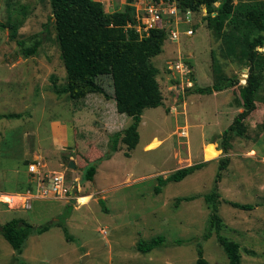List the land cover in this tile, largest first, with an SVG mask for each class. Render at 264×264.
Returning <instances> with one entry per match:
<instances>
[{
    "label": "rangeland",
    "instance_id": "obj_1",
    "mask_svg": "<svg viewBox=\"0 0 264 264\" xmlns=\"http://www.w3.org/2000/svg\"><path fill=\"white\" fill-rule=\"evenodd\" d=\"M250 1L233 0V13L242 11ZM157 7L162 14L161 26H168V31L161 52L150 60L159 70L156 78L163 105L144 109L139 141L131 149V157L118 155L112 163L114 168L109 172L100 170L95 179L105 184L106 176L111 174L115 186L95 192L93 182L82 176L91 162L83 166L86 160L71 151L75 141L71 129L68 127L62 146L54 142L51 133V122H69L73 108L81 102L64 91L67 79L50 19L49 0H0V115L19 114L0 117V192L22 187L25 161L40 149L46 155L47 170L65 171L67 177L80 181L81 194H91L83 205L35 200L30 209L7 205L10 209H6L0 203V226L12 218L34 227L59 221L72 238L66 240L62 226L54 224L40 234L30 235L17 256L0 234V264H195L198 247L208 264H227L216 231L203 238L210 215L204 195L212 190L218 162L226 156L228 163L217 183L218 214L223 221L219 233L239 243L240 264H264L263 58L257 68L261 83L256 107L244 119L245 133L238 136L229 132V147L226 152L221 148V133L242 110L238 95L248 74V42L256 35L263 36L264 41V32L241 31L236 20L235 27L226 23L218 34L208 25L203 6L191 13L178 11L173 2L160 1ZM144 13V8L134 11L135 16ZM188 28L193 29L191 35L185 34ZM170 30L179 33L178 39L170 38ZM16 39L24 40L23 45H18ZM33 46L37 47L36 53L24 57L22 49ZM257 50L263 53L264 45ZM175 61L183 69L172 67ZM184 66H188L189 73ZM96 72L109 91L108 61L98 60ZM222 75L235 76L237 84L208 94L193 92V83L210 86ZM182 126L188 130L185 139L177 135ZM99 150L108 151V144H102ZM70 152L75 160L69 159ZM68 159L76 164L75 168L68 161L58 168L59 162ZM204 161L207 163L200 169L154 192L156 176L165 177L177 168ZM127 170L130 176H125ZM228 201L253 207L244 210ZM155 235H162L165 244L149 252L136 250L139 239L149 240Z\"/></svg>",
    "mask_w": 264,
    "mask_h": 264
},
{
    "label": "trees",
    "instance_id": "obj_2",
    "mask_svg": "<svg viewBox=\"0 0 264 264\" xmlns=\"http://www.w3.org/2000/svg\"><path fill=\"white\" fill-rule=\"evenodd\" d=\"M158 3L175 2L180 10L188 9L191 12L198 11L202 6L206 8L208 25L216 32L220 33L223 25H233L235 21L241 24L243 30L249 34L264 32V1L253 0L244 5L242 11H234L233 0H151ZM217 3V5H215ZM51 7V21L54 25L55 34L60 50L63 67L67 79L65 92L71 98H83L89 93H99L108 98L111 96L116 105V110L131 117V123L121 131L114 132L109 136L108 151L86 165L82 174L88 181L93 178L96 164L110 156L117 150L118 143L126 146L123 152L125 156L130 155L139 141L138 125L141 120L143 110L146 108L163 105V97L157 81L158 68L151 62V58L159 54L162 50L168 28L166 26L153 27L147 34L140 35L128 24L135 23L134 9L128 4L122 11L106 12L103 4L98 0H49ZM226 21V22H225ZM239 27V28H240ZM14 38V36L12 35ZM16 43L23 45L24 40L16 39ZM263 36L256 35L248 42L246 67L248 74L245 83L239 87V106L242 110L238 112L232 122L221 133V148L224 152L229 147L226 137L229 132L238 136L245 133L244 119L255 109V99L257 90L260 87L261 78L257 68L261 67V58L264 59V52L259 53L258 46H263ZM37 47H25L22 49L24 57L32 56L36 53ZM106 60L109 63L111 75V88L105 90L101 81L97 77L98 60ZM194 81V77L190 76ZM237 78L220 76L210 86H196L192 84L195 93H213L237 84ZM113 89V90H112ZM189 90L187 89V92ZM110 97V96H109ZM18 113L1 114L0 117H15ZM208 151H211L207 149ZM207 162H198L177 168L167 176H156L157 184L154 192H160L161 187L169 181H180L187 175L200 169ZM228 157H223L218 162V171L214 177L212 190L204 195V201L210 208L207 231L203 238L211 236L214 229L216 239L222 246L226 254L227 264H240V245L234 240L226 238L219 233L223 226V221L218 214V204L220 193L218 185L221 178V170L227 166ZM30 185V184H29ZM28 185V187H30ZM27 187V188H28ZM189 200L191 197H184ZM101 200V199H100ZM180 200V198H179ZM234 207L249 210L253 205L250 203H239L228 201ZM104 210H107L104 207ZM54 224L62 226L65 239L71 240L66 225L58 222H49L41 226L34 227L19 218H12L0 226V234L12 247L15 254L19 256L25 246V242L33 233L40 234ZM180 241H175L178 243ZM165 244L162 235H155L149 240L139 239L135 248L140 252H149L153 248ZM195 264H208L202 255V248L198 247Z\"/></svg>",
    "mask_w": 264,
    "mask_h": 264
},
{
    "label": "crops",
    "instance_id": "obj_3",
    "mask_svg": "<svg viewBox=\"0 0 264 264\" xmlns=\"http://www.w3.org/2000/svg\"><path fill=\"white\" fill-rule=\"evenodd\" d=\"M103 4V8L106 12H114V11H122L126 5H130L134 11L142 9L146 6L147 1L149 0H98ZM191 13V12H190ZM168 27V26H167ZM108 98L104 97L102 94L99 93H89L85 95L83 98H80V105L73 108L71 116H69V122L65 121H52V128L51 133L53 135V140L55 143H61V146L66 144V138L67 137V129L68 127L71 129V135L72 138H74V147L72 148V152H76L79 154L84 161L83 166L87 164L86 162L95 161L100 156L104 155L107 150H99V147L103 144H108L109 136L113 134L114 132L121 131L124 128H126L131 123V117L128 116L125 113H120L116 110V105L114 99L111 97L113 96L111 93L108 94ZM144 112V110H143ZM144 115L142 113L141 120L138 125H141L143 122ZM119 142L118 143V149L110 154L109 157L104 158L100 160L96 164L95 173L93 175V178L91 181L93 182L92 188L95 192L105 191L108 189V187H114L116 180L113 179V175L109 174L106 176L107 179H105V184H100L98 181H96V177L100 170L102 171H108L110 168H114L113 162L116 160L118 155H123L126 158L131 157V152L129 156H125L123 154L125 150V145ZM57 145V144H56ZM59 146V145H57ZM56 146V147H57ZM81 149L84 153H80L77 149ZM63 149V148H62ZM202 149V148H201ZM131 151V150H130ZM76 154V155H77ZM32 159L26 160V175L22 179V187L14 192H0V203L4 204L2 202V196L5 194L10 193H16L21 192L25 190L28 185L30 184V176L27 171V163L29 161H38L43 168L47 170L45 167L46 163L44 162V158L46 155L43 154V151H40V149H36L32 152ZM74 158L73 155H71V152L69 153V159ZM59 162L58 168L61 163ZM76 162V161H75ZM113 163V164H112ZM76 166V164H75ZM52 170H59V169H52ZM128 173H126L125 176L131 175V173L127 170ZM128 179V178H126ZM112 182L114 185H112ZM120 183H123V181H120ZM30 186V185H29ZM117 186V185H116ZM83 196H90V193H83ZM55 201V200H54ZM6 209H10L6 206ZM19 209V208H14Z\"/></svg>",
    "mask_w": 264,
    "mask_h": 264
},
{
    "label": "built area",
    "instance_id": "obj_4",
    "mask_svg": "<svg viewBox=\"0 0 264 264\" xmlns=\"http://www.w3.org/2000/svg\"><path fill=\"white\" fill-rule=\"evenodd\" d=\"M174 9L175 7L173 8V11ZM144 11V14H137L135 16V23L137 22V26L135 23L128 24L129 27L134 28L139 34L142 35L147 34L150 28L161 26L162 19L161 10L157 7V3L155 2H149L146 4ZM190 12L191 11H186V13ZM192 33V28L185 30L186 35H191ZM178 36L179 33L176 30H170V38L172 40L178 39ZM171 66L175 69H179L181 67L183 69L182 64L177 63L176 61L175 63L171 62ZM184 67L189 73L190 69L187 68L188 66ZM187 71L185 73H187ZM177 135L180 138H187V127L182 126L179 128ZM27 171L30 176V187L21 192L3 195L2 202L10 208L30 209L35 200H56L62 201L66 204H74L82 195V185L80 181H78L77 178L72 179L67 177L66 173H64L65 171H49L42 169L40 163L36 160L29 161L27 163Z\"/></svg>",
    "mask_w": 264,
    "mask_h": 264
},
{
    "label": "bare ground",
    "instance_id": "obj_5",
    "mask_svg": "<svg viewBox=\"0 0 264 264\" xmlns=\"http://www.w3.org/2000/svg\"><path fill=\"white\" fill-rule=\"evenodd\" d=\"M1 196V195H0ZM3 197V196H2ZM90 196H83L81 195L79 198H78V204L79 205H83V204H86L89 200H90Z\"/></svg>",
    "mask_w": 264,
    "mask_h": 264
},
{
    "label": "water",
    "instance_id": "obj_6",
    "mask_svg": "<svg viewBox=\"0 0 264 264\" xmlns=\"http://www.w3.org/2000/svg\"><path fill=\"white\" fill-rule=\"evenodd\" d=\"M177 10L180 11V8L177 7ZM185 11H189L188 9H186ZM168 28V27H167ZM244 68L246 69V67L244 66ZM68 165L71 167V168H75V163L72 161V160H69L68 161Z\"/></svg>",
    "mask_w": 264,
    "mask_h": 264
}]
</instances>
